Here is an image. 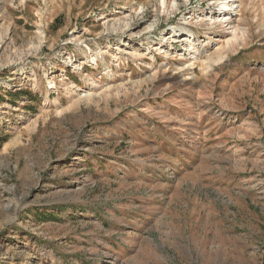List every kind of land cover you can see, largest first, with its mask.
<instances>
[{
    "label": "rangeland",
    "instance_id": "rangeland-1",
    "mask_svg": "<svg viewBox=\"0 0 264 264\" xmlns=\"http://www.w3.org/2000/svg\"><path fill=\"white\" fill-rule=\"evenodd\" d=\"M228 1L0 0V264H264V0Z\"/></svg>",
    "mask_w": 264,
    "mask_h": 264
},
{
    "label": "bare ground",
    "instance_id": "bare-ground-1",
    "mask_svg": "<svg viewBox=\"0 0 264 264\" xmlns=\"http://www.w3.org/2000/svg\"><path fill=\"white\" fill-rule=\"evenodd\" d=\"M232 0H229L228 2H226L227 4H223L222 5V7L221 8H223L222 9V11H221V14H218V19H217V21H216V24L218 23V25H222V24H225V23H227V25L229 24V19L231 18L230 16H229V14L226 12V11H229V8H228V5H233V2L232 3H229V2H231ZM161 2L163 3V4H166V0H161ZM224 6V7H223ZM219 7V6H218ZM231 13H233V12H231ZM183 23H185V22H183ZM184 25V24H183ZM170 26H172V25H170ZM178 28H180V29H176L175 30V36L173 37V38H175V39H177V38H182L181 36H180V34L182 33V32H180V31H183L184 30V28H181L180 26H177ZM210 29H212V33H214V32H217V28L214 26V27H211ZM180 30V31H179ZM192 30V29H191ZM235 31H236V28H235V30H234V32L233 33H235ZM186 33H191V32H188V31H186ZM173 35V34H172ZM187 36V35H186ZM183 49H185L186 51H191L192 49H193V47H192V43L190 42V44L189 45H186V47H182ZM86 53H87V51H86ZM90 53H92V52H90ZM86 55V54H85Z\"/></svg>",
    "mask_w": 264,
    "mask_h": 264
}]
</instances>
